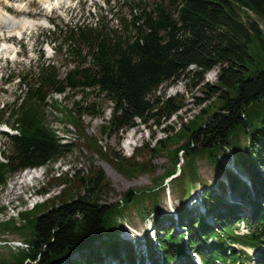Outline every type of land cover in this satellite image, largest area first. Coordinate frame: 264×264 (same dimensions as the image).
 <instances>
[{"label":"trees","instance_id":"16d2710c","mask_svg":"<svg viewBox=\"0 0 264 264\" xmlns=\"http://www.w3.org/2000/svg\"><path fill=\"white\" fill-rule=\"evenodd\" d=\"M248 13L264 21V0H167L165 5L142 8L124 21L121 30L108 27L103 18L95 26L53 24L63 38L61 48L66 46L68 55L79 62L63 76L40 62L33 74L18 78V96L0 104V124L15 132L3 133L8 144L0 150V190L14 175L49 168L80 144L59 137L49 127L47 108L60 112L83 138V146L109 157L123 176L146 174L152 186L100 203L113 193L102 170L91 165L86 174L77 173L71 180L52 178L63 186L56 197L63 201L37 216L32 217L47 201L0 222V232H13L24 242L0 264H93L106 259L115 264H174L176 259L178 264H193L188 251L198 256L200 264L251 263L245 251L232 247L253 252L264 247V30ZM215 68V82H204ZM187 78L203 94L202 99L195 98L201 110L191 120L183 123L179 118L164 126L184 107V98L156 93ZM90 89L112 105L103 129L122 133L153 122L163 126L165 136L152 148L146 144L136 149L130 158L107 154L80 124L83 116L100 117L99 110L87 106L85 99L84 105L62 111L56 102L47 103L52 94ZM199 115L204 119L197 125ZM158 154L170 162L161 176H155L151 160ZM230 154L245 181L222 164ZM201 159L224 174L220 195L205 190L199 212L178 207L177 224L175 215L153 219L156 238L152 241L146 234L145 258L121 237L122 220L130 208L142 219L151 217L159 206L162 180L175 173L174 188L186 203L191 189L200 183L196 163ZM225 194L240 204L226 203ZM240 223L247 234H236ZM259 264H264L263 252Z\"/></svg>","mask_w":264,"mask_h":264},{"label":"rangeland","instance_id":"374dc122","mask_svg":"<svg viewBox=\"0 0 264 264\" xmlns=\"http://www.w3.org/2000/svg\"><path fill=\"white\" fill-rule=\"evenodd\" d=\"M51 1L54 2L55 0ZM65 1L66 2L59 5L55 4V8L53 7L54 9L51 8L50 10H47L43 4L38 1L30 3V6L26 5L28 3L26 2L25 11L27 10V12H29V17L37 21L46 18V26L29 28L24 31L23 34H11L7 31L0 34V51L5 42L6 44L14 45V53L11 56H3V54L0 53V104L10 103L15 96H18V78H20V76L33 74L36 66L40 62H45L54 66L61 76L64 75L65 71L71 69L79 62V60L68 55L66 46L61 48L63 38L57 34V29L53 27L52 24L59 28H64V26H95L98 24L100 18H103L108 27L121 30L124 21H129L133 15H139L142 8L145 7L149 10L154 4L165 5L167 2V0ZM0 3L2 4V0H0ZM130 5H133L132 9ZM8 10L11 14L17 13L14 6H10ZM248 14L251 19L257 21L259 28L264 30V21L254 14ZM216 72L217 68L207 73L204 77V82L214 83L216 80ZM10 77H14L15 79L12 82H8ZM156 95L163 98H176L179 96L184 98V107L167 122H164V126L179 122V118H182L183 123L187 120H191L201 110V105L196 103L195 98L202 99L203 94L196 87L191 86L189 78L171 85L163 86ZM84 99L87 106L91 105L94 109L99 110L101 116L96 118L83 116L80 119L81 127L87 136L94 139L96 144L106 150L107 154L111 156L130 158L136 149L146 144L152 148L157 140L165 136L162 131L163 126H157L153 122H149L145 126L140 125L122 133L103 129L107 126L112 105L101 95H96L95 91L92 89L86 90L84 93L68 92L67 94L61 95L52 94L47 100V103L56 102V106L62 111V108L69 109L75 104L78 106L84 105ZM46 114L49 127L54 130L59 137H65L70 142L77 140V143L80 144L74 145L67 157L59 160L49 168L24 170L11 177L5 187L0 190V222L6 221L10 216H16L17 212L29 210L33 206L47 201L44 206L37 208L32 215V217H34L53 207L57 201H63L62 197L56 198L61 190H63V186L56 183V181L53 182L52 178L65 177L71 180L77 173H80V175L86 174L91 165L103 171L106 179L110 183V188L113 189V193L103 197L100 203L113 202L117 200L122 193L129 190L145 189L152 186L151 179L148 175L144 174L133 178L123 176L109 157L105 155L101 156L93 152L90 148L83 146V138L80 137L79 133L75 131L72 125L64 119V116L60 115V112L47 108ZM203 119L204 116L199 115L195 119V122L198 125ZM4 130L8 131V128L4 125H0V150L3 149L4 145L8 144L7 139L3 135V132H6ZM126 142L132 146L128 151L124 148ZM145 156L146 154L142 155V157ZM137 160H140V158H137ZM151 160L152 164L156 166L155 176L163 175L165 170L170 166V162L162 154L153 156ZM233 163L234 161L231 154L227 158H222L224 167L231 169L236 174H240L243 177V181H245L246 178L244 174L241 173ZM103 166H106L110 170L112 178L107 175ZM196 166L200 183L194 187L190 200H197L198 196H201L200 194L204 193L208 188L214 190V194L219 196L221 192L219 183L223 182V184H226L224 174L204 159L198 160ZM25 172L38 173L39 176L23 185H18V182L15 184L23 174H27ZM175 176L176 173L171 178L167 177L162 180V190L158 192L159 206L151 217L142 219L135 208L129 209L127 216L122 220V238L132 240V238L139 237L143 240L145 233H147L146 230L150 229L151 226L153 227V219L174 215L178 207L184 206L186 209L188 208L187 210L189 213L196 212V202L192 203L194 205L191 206V204H187L190 200H187L186 203H184V200L181 201L179 197L180 193L174 188V181H172ZM246 183L248 185L247 181ZM42 188H45V193H38ZM172 189L174 193H172ZM12 191L15 192L14 195L11 194ZM53 198L56 199L51 200ZM224 201L228 204H240L238 199L233 198L231 195H226ZM198 202L200 203V200ZM143 206H148L147 200L143 203ZM246 208L248 209V207ZM208 221L212 223L210 219ZM163 226L167 228L169 224L163 223ZM175 227L174 224L173 228ZM175 229L177 233H180L177 227ZM23 247L24 242L21 236L13 232H0V259L10 260V254L12 252H17V249ZM144 251L145 246L143 245L139 253H145ZM248 252L252 260L251 263L244 262L240 264H259L260 253H264V247H261L259 252ZM175 262L178 264V259H176ZM115 263L116 261L112 259H106L102 260V262L93 264ZM167 264L173 263L169 262Z\"/></svg>","mask_w":264,"mask_h":264},{"label":"bare ground","instance_id":"6f19581e","mask_svg":"<svg viewBox=\"0 0 264 264\" xmlns=\"http://www.w3.org/2000/svg\"><path fill=\"white\" fill-rule=\"evenodd\" d=\"M34 1H38L39 3L43 4V6L47 10H50L51 8H53L55 4L59 5V4H62L63 2H66L65 0H55L54 2H52L51 0H2V4L0 3V34L4 31H7L11 34H14V33L23 34V32L29 28L45 27L47 24L46 18H43V20L37 21L36 19L29 17V12H27V10L25 11L26 5L30 6V3ZM26 2L28 3L25 5ZM10 6H14L17 12L16 14L18 15L11 14L9 12L8 8ZM0 53L3 54V56H7V55L11 56L14 53V45L6 44L5 42L3 46L1 47ZM131 147L132 146H130L128 142H126L124 145V148L127 151ZM103 168L105 169L107 175L110 178H112L110 170L106 166H103ZM38 176H39L38 173L23 174V176L20 179H18L15 182V184L18 182L17 183L18 185H23L30 180L36 179ZM11 194L14 195L15 192L12 191Z\"/></svg>","mask_w":264,"mask_h":264}]
</instances>
